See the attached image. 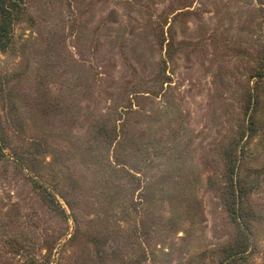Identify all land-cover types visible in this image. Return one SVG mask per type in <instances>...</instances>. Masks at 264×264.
<instances>
[{"label": "rangeland", "instance_id": "obj_1", "mask_svg": "<svg viewBox=\"0 0 264 264\" xmlns=\"http://www.w3.org/2000/svg\"><path fill=\"white\" fill-rule=\"evenodd\" d=\"M0 264H264V0H0Z\"/></svg>", "mask_w": 264, "mask_h": 264}, {"label": "trees", "instance_id": "obj_2", "mask_svg": "<svg viewBox=\"0 0 264 264\" xmlns=\"http://www.w3.org/2000/svg\"><path fill=\"white\" fill-rule=\"evenodd\" d=\"M17 3V0H12ZM10 8L8 5L2 3L0 6V34L5 35L8 30V25L10 21Z\"/></svg>", "mask_w": 264, "mask_h": 264}]
</instances>
